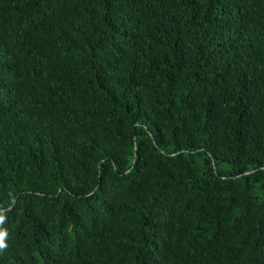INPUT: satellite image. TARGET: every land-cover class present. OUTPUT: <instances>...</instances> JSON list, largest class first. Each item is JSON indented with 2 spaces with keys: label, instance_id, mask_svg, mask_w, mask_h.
Segmentation results:
<instances>
[{
  "label": "trees",
  "instance_id": "16d2710c",
  "mask_svg": "<svg viewBox=\"0 0 264 264\" xmlns=\"http://www.w3.org/2000/svg\"><path fill=\"white\" fill-rule=\"evenodd\" d=\"M0 264H264V0H0Z\"/></svg>",
  "mask_w": 264,
  "mask_h": 264
},
{
  "label": "clouds",
  "instance_id": "9594fccd",
  "mask_svg": "<svg viewBox=\"0 0 264 264\" xmlns=\"http://www.w3.org/2000/svg\"><path fill=\"white\" fill-rule=\"evenodd\" d=\"M3 247H5L4 243L0 242V248H3Z\"/></svg>",
  "mask_w": 264,
  "mask_h": 264
}]
</instances>
